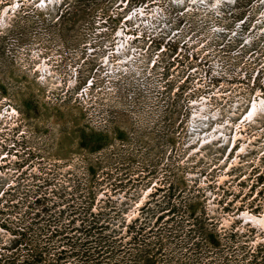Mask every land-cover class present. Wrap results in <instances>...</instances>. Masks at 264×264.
Returning a JSON list of instances; mask_svg holds the SVG:
<instances>
[{"label":"rangeland","instance_id":"obj_1","mask_svg":"<svg viewBox=\"0 0 264 264\" xmlns=\"http://www.w3.org/2000/svg\"><path fill=\"white\" fill-rule=\"evenodd\" d=\"M218 1L0 0V264H264V0Z\"/></svg>","mask_w":264,"mask_h":264},{"label":"built area","instance_id":"obj_2","mask_svg":"<svg viewBox=\"0 0 264 264\" xmlns=\"http://www.w3.org/2000/svg\"><path fill=\"white\" fill-rule=\"evenodd\" d=\"M127 2V1H126ZM118 15V13H115L113 16H112V18H110V16H108L107 18H109V19H115L116 18V16ZM129 22V21H128ZM131 22V21H130ZM182 24L180 25V27L178 28L179 30H177L178 32H177V34L178 33H180L181 32V30L182 29H184V28H186V29H188V30H197L194 26H192L191 24H189L188 22L186 23V21L184 20L183 22H181ZM155 29V28H154ZM157 29H158V31H157ZM157 29H156V38H157V40H154L155 39V37L154 36H150L149 38L150 39H152V38H154V39H152L151 41H150V43H148V42H146L145 40H142V41H144V42H140V46L142 47V48H146V51L147 50H149V54L150 53H152V51L154 50V49H156V48H158L160 45H159V43H160V41H162V39H163V34H159V35H157V33L158 32H160V31H163V29L161 28V27H157ZM177 29V28H176ZM169 34V33H168ZM143 35H145V34H143ZM158 37H159V39H158ZM149 38H145L146 40H148ZM138 41V40H137ZM176 43V46H174V45H171L170 44V46H168L167 47V49L165 50L166 52L168 51V52H170L171 54H172V57H173V53H174V51L177 53V52H179V50H180V46H179V44H180V42L179 41H177V40H173L172 41V44H175ZM181 44H184V43H181ZM150 46L152 47V49H150ZM163 47H164V44L162 45V49H161V51H160V53L162 52V51H164L163 50ZM145 52V51H144ZM178 54H175V56L173 57V59L177 56ZM197 59V56L196 55H194V57L192 58V60H194V59ZM191 60V61H192ZM208 61V60H207ZM207 61H205V62H203V64L204 63H206V67H208L209 66V64H208V62ZM133 62H136V59H134L133 60ZM190 62V61H189ZM160 64H162V61H160ZM193 64V63H192ZM163 65V64H162ZM192 66L193 65H189L188 67H187V70L189 69H191L192 68ZM186 67V66H185ZM196 67H198V65H196ZM198 69V68H197ZM197 69H195V70H193V71H190L189 73H188V75L189 74H194L195 72H196V70ZM186 70V71H187ZM197 76V75H196ZM210 79H213V78H210ZM210 79H209V81H210Z\"/></svg>","mask_w":264,"mask_h":264},{"label":"bare ground","instance_id":"obj_3","mask_svg":"<svg viewBox=\"0 0 264 264\" xmlns=\"http://www.w3.org/2000/svg\"><path fill=\"white\" fill-rule=\"evenodd\" d=\"M193 1H194L195 4H202V5L205 4V3H204V0H193ZM219 1H220V0H219ZM219 1H218V2H219ZM199 6H200V5H199ZM215 6H216V5H215ZM213 7H214V6H213ZM218 11H219V10H218ZM214 12H215V11H214ZM141 15H142V14H141ZM142 16H143V15H142ZM131 61H132V62H131ZM129 62H131V64H134L133 60H130ZM127 71H128V70H127ZM252 103H253V102H252ZM252 103H251V105H250L251 107H253V106H252ZM261 103H262V102H260V104H261ZM258 105H259V104H258ZM254 106H255V105H254ZM259 106H260V105H259ZM251 107H250V108H251ZM250 110H251V109H250ZM255 111H256V110H255ZM250 114H251V113H250ZM197 115H198V114H197ZM200 116H201V115H200ZM202 116H203V114H202ZM204 120H205V119H204ZM215 135H216V134H215ZM213 137H214V136H213ZM215 137H216V136H215ZM215 137H214V138H215ZM206 139H207V138H206ZM212 139H213V138H212ZM208 142H209V141H208ZM202 145H203V144H202ZM245 216L247 217V213L245 214ZM245 216H244V217H245ZM244 217H243V218H244ZM246 217H245V220H248V219H246ZM248 217L250 218L249 215H248ZM251 218H253V216H252ZM257 218H259V217H257ZM262 218H264V217H262ZM249 220H250V219H249ZM249 220H248V221H249ZM256 220L259 221L258 223H260V220H261V219H260V218H259V219H255V220L252 219L251 221L254 222V221H256ZM263 222H264V221H263ZM255 224H257V222H255Z\"/></svg>","mask_w":264,"mask_h":264},{"label":"flooded vegetation","instance_id":"obj_4","mask_svg":"<svg viewBox=\"0 0 264 264\" xmlns=\"http://www.w3.org/2000/svg\"><path fill=\"white\" fill-rule=\"evenodd\" d=\"M260 161H261V163L264 164V157H263ZM257 176H264V171H263V169H261V170L257 173Z\"/></svg>","mask_w":264,"mask_h":264}]
</instances>
